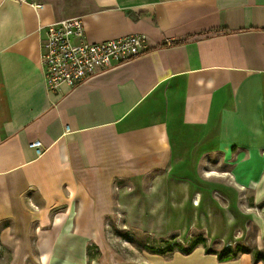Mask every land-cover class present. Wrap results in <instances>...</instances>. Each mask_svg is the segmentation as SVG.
I'll list each match as a JSON object with an SVG mask.
<instances>
[{
  "label": "crops",
  "instance_id": "crops-1",
  "mask_svg": "<svg viewBox=\"0 0 264 264\" xmlns=\"http://www.w3.org/2000/svg\"><path fill=\"white\" fill-rule=\"evenodd\" d=\"M32 1L41 8L0 0V227H33L44 264H84L87 245L104 240L115 189L170 167L185 132H213L224 159L246 152L264 212V0ZM71 18L88 42L140 34L148 50L49 92L46 29ZM147 264L263 263L196 247Z\"/></svg>",
  "mask_w": 264,
  "mask_h": 264
},
{
  "label": "rangeland",
  "instance_id": "rangeland-1",
  "mask_svg": "<svg viewBox=\"0 0 264 264\" xmlns=\"http://www.w3.org/2000/svg\"><path fill=\"white\" fill-rule=\"evenodd\" d=\"M170 167L124 182L115 189V210L100 246L89 243L84 264H147L174 240L187 248L196 238L204 250L236 246L264 255V212L251 187L246 152L224 159L214 133L185 132ZM243 153V154H240ZM118 187V188H119ZM33 227H0V264H44L34 246ZM159 249V252H157ZM239 254V252H237ZM79 262V261H72Z\"/></svg>",
  "mask_w": 264,
  "mask_h": 264
},
{
  "label": "built area",
  "instance_id": "built-area-1",
  "mask_svg": "<svg viewBox=\"0 0 264 264\" xmlns=\"http://www.w3.org/2000/svg\"><path fill=\"white\" fill-rule=\"evenodd\" d=\"M10 1L41 8L32 0ZM84 34L79 18L66 19L47 27L40 63L49 92L58 91L62 85L74 89L97 74L127 63L148 50L146 38L140 34L100 42H88ZM29 147L37 156L44 152L38 140L30 143ZM172 242L171 247L184 244L178 239Z\"/></svg>",
  "mask_w": 264,
  "mask_h": 264
},
{
  "label": "trees",
  "instance_id": "trees-1",
  "mask_svg": "<svg viewBox=\"0 0 264 264\" xmlns=\"http://www.w3.org/2000/svg\"><path fill=\"white\" fill-rule=\"evenodd\" d=\"M173 44H177V43L173 42ZM200 243H201V247L205 249L206 240L202 239L201 237H198L193 242H191L187 248H183L179 246H174V247L169 246L166 247L167 249H165V251L167 252L165 253H167L166 255H172L174 252H181L183 254H187L191 252L194 248L198 247ZM205 252L216 254L218 259L220 260H232V259H236L240 254L249 253L248 251L242 249L240 246H236L235 249L232 251H229L225 248V249H221L220 251L206 249ZM237 252H239V254H237ZM252 259L255 262L261 261L264 264V255L260 254L258 251L252 254Z\"/></svg>",
  "mask_w": 264,
  "mask_h": 264
}]
</instances>
